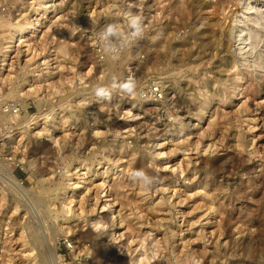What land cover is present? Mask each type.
Returning a JSON list of instances; mask_svg holds the SVG:
<instances>
[{
	"label": "rangeland",
	"instance_id": "374dc122",
	"mask_svg": "<svg viewBox=\"0 0 264 264\" xmlns=\"http://www.w3.org/2000/svg\"><path fill=\"white\" fill-rule=\"evenodd\" d=\"M42 1L0 0V264H133L136 246L141 264H264V71L246 62L242 85L230 84L237 58L223 31L238 0H63L46 13ZM126 11L143 16L145 34L112 59L97 33L124 25ZM26 17L41 32L27 35L30 51L16 45L1 61L8 25ZM259 35L250 58H264ZM113 76L134 79L142 95L97 99L93 88ZM177 161L175 173L157 170ZM87 166L97 181L107 176L98 196L81 199L79 188L61 202ZM136 169L157 182L134 183ZM101 193L127 227L99 212Z\"/></svg>",
	"mask_w": 264,
	"mask_h": 264
},
{
	"label": "bare ground",
	"instance_id": "6f19581e",
	"mask_svg": "<svg viewBox=\"0 0 264 264\" xmlns=\"http://www.w3.org/2000/svg\"><path fill=\"white\" fill-rule=\"evenodd\" d=\"M56 1H58V0H43L42 2H41V4H40V6L37 8L38 10H39V12H41V11H45L44 13H46V11H48L49 9L51 10V7L52 6H56L57 7V5H59L60 6V4L63 2V0H59L58 1V3L56 2ZM219 1V6L220 5H225V3L227 2V1H229V0H218ZM233 1V0H232ZM230 3V2H229ZM215 5V4H214ZM217 5V4H216ZM227 5V4H226ZM237 10H235V11H233L232 12V14L230 15V17H229V21H228V24L226 25V27H225V30L223 31V33L224 34H227L226 36L228 37V39H229V41H231L232 43L231 44H233V51H234V53H235V56H236V63H233V66H235V64H236V66L234 67V73H233V75H234V77H232V79H233V81L230 83V84H232V85H238V86H240V85H242V83H239V82H242V78H243V73L245 72H243L242 71V69L243 68H240V67H243V65L244 64H246V62H248V63H250L251 64V66L252 67H254V69L256 70V69H258V70H262V71H264V58L262 57L263 55H258V52H257V56H255V57H251L250 58V55H252V54H250V52H254V51H252L253 50V48L254 47H252V46H255V44L253 45V43H254V41H253V37H254V40L255 41H258V40H256L257 38H259V34H261V31L263 30V33H264V0H238L237 1ZM219 6H218V8H216V10H212V12H214V14H215V11L217 12V9L219 10ZM222 7V6H221ZM220 7V8H221ZM222 8H224V6L222 7ZM215 9V8H214ZM54 10V9H53ZM223 10V9H222ZM222 10H220V11H222ZM204 12H206V11H204ZM211 12V13H212ZM224 12V11H223ZM92 13V12H91ZM218 13V12H217ZM43 14V13H42ZM213 14V13H212ZM39 15V14H38ZM41 16V15H40ZM211 19V18H210ZM225 19V18H224ZM24 20V19H23ZM17 21V20H16ZM227 21V20H226ZM7 22V21H6ZM6 25H8L7 23H5ZM12 24V23H11ZM11 24L10 25H8L9 26V28L8 29H12L11 31H10V33H9V39L7 40V41H5V40H3V41H5V43H6V45L5 46H3L4 48H5V50H4V52L2 53V55H3V58L1 59V61H5V60H9L10 59V57L9 56H7V53L8 52H11L12 50L14 51V49H15V47L14 46H16V45H21V46H30V43H28L29 41H28V39H30V37H27V35H29L30 33H34V32H41V30L42 29H39V26L42 24L41 22H40V20H39V18L38 17H35V18H27L26 17V20L24 21V24H20V25H15L16 27H10L11 26ZM14 25V24H13ZM220 25V24H219ZM4 27V26H3ZM41 27V26H40ZM226 31V32H225ZM221 32V31H220ZM4 34V33H3ZM258 36V37H257ZM257 37V38H256ZM261 37V36H260ZM256 38V39H255ZM262 38V37H261ZM261 38H259V39H261ZM264 38V37H263ZM45 40V39H44ZM227 40V39H226ZM260 42V41H259ZM14 43V44H13ZM16 43V44H15ZM31 43H33V41L31 42ZM264 43V42H263ZM257 45H259V44H257ZM256 45V46H257ZM34 46V45H33ZM263 46H264V44H263ZM14 47V48H13ZM28 47L26 48V49H28ZM35 47V46H34ZM33 47V48H34ZM13 48V49H12ZM36 48V47H35ZM261 48V47H260ZM18 49V48H17ZM23 49V48H22ZM25 50V49H24ZM29 50V49H28ZM232 50V49H231ZM30 51V50H29ZM25 52V51H24ZM27 53V52H26ZM29 53V52H28ZM261 53V52H260ZM16 54V53H15ZM18 54H20L19 52H18ZM18 54H16L17 56H19ZM250 54V55H249ZM32 56V55H31ZM13 57V56H12ZM29 58V57H28ZM263 58V60H261ZM17 59V58H16ZM25 60H27V59H25ZM32 60V59H31ZM11 61V60H10ZM12 61H13V59H12ZM250 61V62H249ZM14 62V61H13ZM12 62V63H13ZM29 62V61H28ZM10 63V62H9ZM15 63V62H14ZM3 64H7V62L5 63V62H3ZM38 64V63H37ZM47 64V63H46ZM23 65V64H22ZM60 65V64H59ZM3 66V65H2ZM11 67H12V64L10 65ZM58 66V65H57ZM35 67H37V66H35ZM10 68V67H9ZM250 68V67H249ZM53 69V68H52ZM12 70V69H11ZM35 70V69H34ZM17 72V71H16ZM254 72V71H253ZM264 73V72H263ZM12 75V74H11ZM10 75V76H11ZM37 75V74H36ZM39 75V74H38ZM37 75V76H38ZM15 77V76H14ZM264 78V77H263ZM1 79H3V78H1ZM1 79H0V81H1ZM8 79V78H7ZM25 80V79H24ZM26 81H27V79H26ZM229 85V84H228ZM1 86H3V85H1ZM228 89V88H227ZM29 90V89H28ZM242 88L240 87H238L237 89H236V91H235V93H233V97H231V101H229V103H232L234 100H240L241 99V95L243 94L242 93ZM83 96V95H82ZM228 100V99H227ZM230 100V99H229ZM228 102V101H227ZM82 103V102H81ZM235 104H238V102H236ZM239 105V104H238ZM147 108V107H146ZM213 108H214V106L213 105H211V102L210 101H208V103L204 106V110H203V112H210V113H212V114H210L211 115V117H213V116H215V113L214 112H212L213 111ZM240 108V107H239ZM145 110V109H144ZM3 112V111H2ZM129 112V111H128ZM137 112V111H136ZM221 112V111H220ZM145 113V112H144ZM138 114L139 113H136V115L138 116ZM205 114V113H204ZM218 114V113H217ZM0 116H2V117H6V116H8V115H6V114H4V113H2V115H0ZM139 116H141V115H139ZM145 116V115H144ZM237 116V115H236ZM257 116V115H256ZM16 117H17V115H15V114H12V117H10V119L12 120V119H16ZM217 117V116H216ZM219 117V116H218ZM223 117V116H222ZM33 119H35V116H33L32 117ZM131 118H133V117H131ZM135 119H137L136 117H134ZM133 118V119H134ZM138 118H140V117H138ZM6 119H9L8 117L6 118ZM9 119V120H10ZM132 119V120H133ZM249 119H250V117H249ZM248 119V120H249ZM138 120V119H137ZM210 120H212V119H210ZM222 120V119H221ZM252 121V120H251ZM257 121V120H256ZM134 122V121H133ZM31 123V122H30ZM256 123V122H255ZM132 124V123H131ZM141 125V124H140ZM252 128V127H251ZM257 128V127H256ZM256 128H254V129H256ZM128 130H129V128L127 127L125 130H124V132H128ZM45 132H47L46 130H45ZM72 132V131H71ZM96 132V130L94 131V133ZM97 132H99V131H97ZM102 131H100V133H101ZM39 133V132H38ZM68 133H70V132H68ZM99 133V134H100ZM48 134V133H47ZM67 134V132L65 133V135ZM71 134H73V133H71ZM70 134V135H71ZM94 136L96 135V134H93ZM145 135V134H144ZM66 136H68V135H66ZM66 136H64V137H66ZM91 136V135H90ZM93 136V137H94ZM53 137V136H52ZM178 143V142H177ZM160 144V147H161V145H162V143H159ZM158 144V145H159ZM158 148V147H157ZM209 148V147H208ZM188 149V148H187ZM207 150V149H206ZM172 151V150H171ZM156 155V157L155 158H153V160L154 161H156V160H158L159 159V153H156L155 154ZM199 156V155H198ZM188 158V157H187ZM184 160V159H183ZM206 160V159H205ZM190 161V160H189ZM201 162V161H200ZM181 163V162H180ZM178 161L177 162H175V163H165V164H160V165H156V166H158L157 167V170H159V171H162V172H169V173H175V172H177V170H178V168H179V170H181L182 169V167H181V164H180ZM188 163V162H187ZM188 165V164H187ZM148 166V165H147ZM178 166H180V167H178ZM149 167V166H148ZM187 167V169H188V166H186ZM152 168V167H151ZM181 168V169H180ZM192 168V167H191ZM193 169V168H192ZM196 169V168H195ZM123 170V169H122ZM137 170V169H136ZM184 170V169H183ZM191 170V169H190ZM198 171V170H197ZM196 171V172H197ZM10 172V171H9ZM77 172V171H76ZM192 172V171H191ZM91 173H93V171H92V168H90V167H86L85 168V170H83V172H80V173H77V179H76V181H74V182H72V194H67V192H66V194L64 195V197H63V199H62V201L61 202H63V201H65L66 199H68L69 200V198H71V197H73L74 196V194H75V192H79V188H83V189H81L80 190V192H79V194H78V196L82 199V198H85V197H87V198H85V199H88V197H90L91 196V194L93 195V193H94V191L96 192V190H101L102 189V187H103V185H104V180L106 179V177L107 176H105V177H103V181H101V182H99V180L97 181V179H96V176H91L90 174ZM183 173V172H182ZM197 174V173H196ZM10 175V174H9ZM11 176H12V173H11ZM197 176V175H196ZM7 177V176H6ZM98 177V176H97ZM181 177H182V175H181ZM189 177V176H188ZM195 177V176H194ZM194 177H192V178H194ZM183 178H184V176H183ZM190 178V177H189ZM189 178H184L185 180H183V183H182V185H185L186 183H189V181L187 180V179H189ZM200 178V177H199ZM9 179V178H8ZM14 180V181H16V178L15 177H13L12 176V178H10V180ZM192 180H194V179H192ZM191 182H193V181H191ZM205 182V181H204ZM106 183V182H105ZM114 183H115V181H114ZM113 183V184H114ZM174 183V182H173ZM176 183H178L177 181H175V184ZM191 184V183H190ZM111 185V184H110ZM205 185V184H204ZM108 186V188L110 187L109 185H107ZM142 186V185H141ZM206 186V185H205ZM204 186V187H205ZM207 187V186H206ZM111 188V190H112V187H110ZM203 188V187H202ZM76 189H78V191L76 190ZM103 189H105V188H103ZM140 190V189H139ZM203 190V189H202ZM202 190L201 191H199V192H202ZM109 191V190H108ZM120 191V190H119ZM118 192V191H117ZM124 192V191H123ZM174 193H175V191H174ZM102 194V193H101ZM100 194V196L99 197H101L102 196V198H97L98 200H96L97 202H96V205H98L99 206V208H100V213H102L103 214V217L106 219V220H111L110 222H111V226L113 227L114 225H116V228L117 229H124L125 227H127V226H125L124 225V223L122 222L123 221V219L122 220H119L118 219V215L120 214V209L119 210H117L116 208H114V203H113V199L112 198H108L110 195L108 194V193H105V194H102L101 195ZM116 194V193H115ZM118 194V193H117ZM116 194V195H117ZM95 195H97L98 196V193L96 192V194ZM113 195V194H112ZM115 195V196H116ZM171 195H173V194H171ZM204 195V194H203ZM206 195V194H205ZM97 196H93L94 198L95 197H97ZM103 196L105 197V199L103 198ZM211 196V195H210ZM209 196V197H210ZM213 196V195H212ZM178 197V196H177ZM181 197V196H180ZM117 198H119V197H117ZM211 198H213V197H211ZM72 199V198H71ZM181 199V198H180ZM68 200H66V201H68ZM89 200V199H88ZM144 200V199H143ZM71 201V200H70ZM180 201V200H179ZM211 201H213V200H211ZM72 202V201H71ZM80 202V201H79ZM84 202V201H83ZM68 204V203H67ZM70 204V203H69ZM180 204V203H179ZM213 204V203H212ZM64 205V204H63ZM80 205V204H79ZM95 205V204H94ZM70 206V205H69ZM52 207V206H51ZM63 208H65L64 206H62ZM121 207V206H120ZM214 207V206H213ZM217 207V206H216ZM79 208V207H78ZM81 208V207H80ZM92 208V207H91ZM212 208V207H211ZM219 208V207H218ZM67 209V208H66ZM209 209V208H208ZM72 210V209H71ZM68 211H70V210H68ZM68 211H66V212H68ZM83 211V210H82ZM118 211V212H117ZM210 211H212V212H214L213 211V208L210 210ZM207 212H208V210L206 211V214H207ZM216 213V212H215ZM68 214V213H67ZM167 214H169V213H167ZM208 215V214H207ZM211 215V214H210ZM209 215V216H210ZM77 216V215H76ZM170 216V215H169ZM97 217V216H96ZM123 217V216H122ZM125 217H127V216H125ZM201 217H202V215H201ZM201 217H199V218H201ZM205 217V216H204ZM214 217V216H213ZM104 218H102V219H104ZM135 218V217H134ZM139 218V217H138ZM203 218V217H202ZM201 218V219H202ZM206 219H207V222L209 221V217H205ZM97 219V218H96ZM101 219V220H102ZM126 219V218H125ZM160 219V218H159ZM95 220V219H94ZM101 220H99L98 219V221H101ZM158 220V219H157ZM162 220H164V219H162ZM161 220V221H162ZM103 221V220H102ZM119 221V222H118ZM197 221V220H196ZM196 221H194V222H196ZM198 221H199V219H198ZM214 221V220H213ZM213 221L211 220L210 221V223H213ZM116 222H118V223H116ZM135 222V221H134ZM202 222V221H201ZM204 222H206V221H204ZM203 222V223H204ZM93 223V222H92ZM97 220H95L94 221V225L95 226H97ZM104 223V222H103ZM207 224V223H206ZM93 225V226H94ZM101 225V228H103V226L105 225V224H103L102 225V223L100 222V224H98V226H100ZM200 225H202V224H200ZM199 225V226H200ZM94 226V227H95ZM139 226V225H138ZM111 227V228H112ZM104 228H106V227H104ZM139 228H141V227H139ZM94 229V228H93ZM95 229H98V228H95ZM126 229H128V228H126ZM124 230L125 232L127 231L128 232V230ZM191 231L193 230V229H190ZM201 230H203V229H201ZM200 230V231H201ZM123 231V230H122ZM190 231V232H191ZM195 231H197V230H195ZM121 232V230H116L115 232H114V241L115 240H117V237H115V236H120V233ZM33 233V232H32ZM32 233H30V235L32 234ZM146 233H148V232H145V234ZM151 233V232H150ZM149 233V234H150ZM191 233H193V232H191ZM195 233V232H194ZM203 233V232H202ZM128 234V233H127ZM196 234V233H195ZM34 235V234H33ZM35 235H36V233H35ZM181 235V234H180ZM39 236V235H38ZM151 236V235H150ZM196 236H199V235H196ZM203 236V235H202ZM34 237V236H33ZM131 237V236H130ZM31 238H32V236H31ZM38 238V237H37ZM37 238H35V241H37L38 239ZM102 238V237H101ZM111 238H113V237H111ZM201 238V237H200ZM206 238V237H205ZM29 239H30V237H29ZM132 239V238H131ZM144 239V238H143ZM143 239H142V241H143ZM196 239H197V237H196ZM41 240V239H40ZM40 240H38V241H40ZM185 240H187V239H185ZM188 240H190V239H188ZM195 240V239H194ZM95 242H94V244L96 243L98 246H99V248L97 247V249H99V252L101 251V257L102 256H104V255H102V254H105V251L106 250H108V246H107V244H105L104 242H103V240H101L100 239V237H98V238H95V240H94ZM133 241H134V243L136 242V241H138L136 238H133L132 240H130V242H132L133 243ZM139 242V241H138ZM137 242V243H138ZM187 242V241H186ZM137 243H135V244H137ZM180 243V242H179ZM185 243V241L183 242V244ZM142 244H143V242H142ZM141 244V245H142ZM41 245V244H40ZM27 246V245H26ZM114 246V245H113ZM119 246V245H118ZM140 246V245H139ZM183 246V245H182ZM204 246V245H203ZM110 247V246H109ZM147 247H148V245H147ZM139 249L141 250V248L139 247ZM139 249H138V247L136 246L133 250H135V251H137L136 253H134V256L132 257L133 258V264H139L140 262H143V259H145L146 260V258H147V256H141V254H143V253H138V252H140L139 251ZM144 249V248H143ZM110 250V249H109ZM98 252V253H99ZM30 254V253H29ZM28 254V255H29ZM107 254V253H106ZM25 255V254H24ZM96 255H97V253H96ZM155 256V255H154ZM146 257V258H145ZM99 258V257H98ZM150 258V257H149ZM46 259V258H45ZM47 260V259H46ZM95 260H98V259H94L93 261L95 262ZM42 262V261H41ZM94 262H92L91 264H93ZM97 262V261H96ZM145 262V261H144ZM44 264V263H43ZM94 264H96V263H94ZM141 264V263H140Z\"/></svg>",
	"mask_w": 264,
	"mask_h": 264
},
{
	"label": "clouds",
	"instance_id": "9594fccd",
	"mask_svg": "<svg viewBox=\"0 0 264 264\" xmlns=\"http://www.w3.org/2000/svg\"><path fill=\"white\" fill-rule=\"evenodd\" d=\"M123 15L124 25L120 22L108 23L97 33L103 51L110 54L112 59H119V55L123 50L145 34L142 15L131 11H126ZM112 80L114 83L111 87L97 85L93 88V93L97 99L110 100L114 92L133 98L142 95V93L138 92L134 79L118 80L117 77L113 76ZM129 178L134 183L145 187H151L157 182V177L149 175L144 170L131 171Z\"/></svg>",
	"mask_w": 264,
	"mask_h": 264
}]
</instances>
